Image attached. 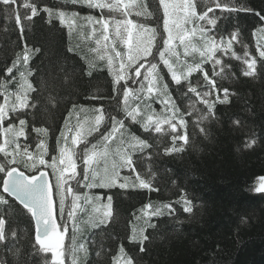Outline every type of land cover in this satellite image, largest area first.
<instances>
[{
    "label": "trees",
    "instance_id": "1",
    "mask_svg": "<svg viewBox=\"0 0 264 264\" xmlns=\"http://www.w3.org/2000/svg\"><path fill=\"white\" fill-rule=\"evenodd\" d=\"M25 2L17 0L7 9L0 2V83H5L8 91L13 93L7 97L9 102H15V94L20 91V73L27 75L31 71L32 75L27 78L38 91L29 93L30 103H36L38 107L24 109L18 118L13 115L3 121L0 127V144L3 138V145L0 146L6 147L9 152L15 150V144L5 145L8 137L4 129L9 124L18 128L19 119L22 118L27 121V138L17 137L16 143L20 145L21 153L27 146L31 153H36V158L28 160V157L18 154L15 155V163L9 164L13 156L6 158L0 152V164L6 168L16 167L27 175L47 170L61 177L65 169H72L74 162H77V176L63 177L68 183L67 198L70 199V206L63 214L67 220L72 202L69 187L81 196L85 192L100 196L101 204H106L108 197H112V215L104 224L97 220L96 226L91 223V218L96 215L93 205L85 203L83 199L78 202L74 219H70L69 227L64 226L67 237L63 264H74V261L75 264H127L128 260L132 264H264V193L255 192L259 178L264 177V58L259 56L258 51L264 50V20L256 15H264V0H221L229 6L252 9L233 12L215 9L217 0H212L214 10L209 15L219 18L217 25L210 27L205 21L195 23H202L211 29L210 34L217 39L223 36L227 41L232 32H238V39L232 41L231 51L216 53V58L221 60L220 65L213 68L214 61H205L203 71L192 73L180 85L172 81L164 65L156 64L166 36L159 0H136L139 9L135 11L146 7L151 15L144 13L131 19L155 28L158 33L148 61L154 62L149 72L157 71L154 66H158L157 74L162 79L159 81L160 92L152 94L147 93L146 78H142L148 71L147 64L144 62L141 65V61L134 62L135 66L128 64L125 49L116 42L115 36L116 50L109 47L108 52L113 62L119 53L118 58L128 64L125 73L130 78L117 85L119 93L114 92L107 61L99 60L97 53L91 51L96 47L95 39L83 38L79 27L74 31L69 30L55 15L60 10H72L81 17L93 15L99 18V10L73 6L66 0H27L38 7V14L29 21L24 19ZM196 2L198 13L206 11L204 5L207 0ZM45 7L52 9V16L43 10ZM17 14L22 18L23 31L15 22ZM104 15L108 16L109 13L105 11ZM113 15L116 19H123L119 13ZM78 24L86 25V21L81 19ZM134 27L130 23V28ZM82 31L87 34L91 29L84 27ZM109 31H112L111 20ZM192 39L198 47L202 46L199 36ZM26 48L30 50L31 58L25 66L23 55ZM175 50L178 57H171V61L178 74L202 60L199 52L185 56L179 43ZM18 57L19 62L13 66ZM251 59L256 60L257 70L254 75L245 76V61ZM90 64L94 67L90 68ZM139 65L137 70L136 66ZM114 67L118 69L119 61ZM9 68H12L11 74L7 71ZM89 71L91 75H88ZM205 74L214 86L204 79ZM165 84L168 93L164 91ZM189 84L196 87L198 93L209 92L205 99L213 104L211 114L198 99L197 93L188 92ZM128 87L133 92L137 88L145 89L144 93L138 94V98L130 96L128 101L129 107H139L142 113L140 119L151 115L152 109L159 116H171L169 109L173 104L180 109L177 117L182 116L186 122V127L180 131L187 135L188 140L187 143L177 141L175 146L183 145L182 151L165 153V148L173 146L172 133L167 124L162 125L160 133L154 129L145 132L139 124L125 119L121 109ZM226 95L227 102L221 103ZM4 102L5 95L0 89V104ZM150 104L152 109L148 107ZM81 107L101 108L106 116L100 132L88 137L87 146L97 143L104 133L110 131L112 116L125 119L128 131L151 145L143 151L133 152L129 149L134 164L131 168L120 169L121 179H118L115 187L87 189L82 186L87 184L84 180V168L87 166L85 145L80 144L75 148L71 144V136L77 121L94 113H81ZM70 112H73L71 117ZM202 116L207 118L201 119ZM66 120L73 129L67 133V142L77 153L75 160L64 151L65 140L60 136ZM39 127L48 129L46 137L38 136L33 131ZM40 139L46 142V162L43 149L37 152L36 145ZM117 143L118 139L109 141L113 148ZM246 144H251V147H246ZM41 163H46V166H39ZM33 165L38 169H33ZM99 167H103V162ZM4 174L0 172V183ZM88 175L90 178L91 174ZM137 176L149 181L150 188H140ZM123 177L129 178L130 186L127 188L118 186L124 183ZM133 183L137 187H132ZM0 196L7 198L1 191ZM6 200V205L0 204V217L6 221L5 232L9 240L6 244L0 243V263L52 264L51 253H43L35 245L29 213L11 199ZM185 200L190 203L186 205ZM145 205L149 207L145 208ZM186 206H190L192 211L185 212ZM156 208H160L162 215H151ZM141 229L147 236L143 242L139 236ZM12 232L17 234L15 238ZM80 245H84L86 251L80 250ZM141 248L144 250L141 251Z\"/></svg>",
    "mask_w": 264,
    "mask_h": 264
},
{
    "label": "snow or ice",
    "instance_id": "2",
    "mask_svg": "<svg viewBox=\"0 0 264 264\" xmlns=\"http://www.w3.org/2000/svg\"><path fill=\"white\" fill-rule=\"evenodd\" d=\"M2 4L7 8L14 3H17V0H0ZM66 3H70L73 6H82L87 7L88 9L99 10L101 15L99 18L93 15H86L81 17L77 11H64L60 10L55 13V15L59 18V21L62 25H66L69 30H76L77 27L81 29V36L86 39H95V48H92L91 51L97 53V58L102 61H107V66L110 74L113 77V91L119 93L120 89L117 85L120 84L121 81H128L129 75L125 74V68L128 64H132L135 66V63H138L140 59H146L144 56L145 52H148V55H151V52L148 51L149 42L151 44V48L155 47V41L157 40V30L155 28H149L139 23L134 22L127 17L131 14V9H139V4L136 0H131L129 3H122V0H66ZM159 5L163 9V31L167 33V37L164 38V43L167 44V58H165L164 53H160L161 62L168 69L172 81L175 84L180 85L182 80H188L192 73L203 71L202 64L205 61H214L213 68L216 65L221 64V60L216 58V53L218 51H231L232 41L238 39V32H232L230 34V38L225 41V38L221 36L219 39L215 35L210 34L211 29L205 27L202 23H195V21H206L208 25L215 27L218 23L219 18L216 16H210L209 13L213 12L212 0H207V3L204 5L206 11L199 12L197 11L198 4L196 0H159ZM25 9L24 19L31 21L38 14V7L30 2H26L23 4ZM215 9H220L223 11L233 12V11H252L249 8H236L233 6H229L227 3L221 2V0H217L214 4ZM30 10V15H29ZM45 12L49 14V16L53 15L52 9L45 7L43 9ZM105 11L109 13L108 16L104 15ZM119 13L123 19H116L113 14ZM151 15L148 12L146 7H143V10H138L135 12V15L142 16ZM257 16L260 17L261 20H264V15L260 13H256ZM83 19L86 21V25L78 24V21ZM110 20H111V33L109 31L110 28ZM15 22L17 25H20L21 31H23V23L22 18L17 14L15 17ZM130 23L134 25V34H137V40H133L130 33L133 32V29L130 28ZM191 27H186V26ZM98 26V27H97ZM84 27H89L91 29L90 32L85 34L82 29ZM264 31V29H262ZM98 33V35H97ZM110 36L112 37L110 39ZM113 36L117 38L123 37L122 47L125 48V58L128 64H125L124 60H120L119 53L117 55V60L119 61L118 69L114 67L115 62L112 61L111 56L108 52V48L111 47L113 50H116V44L113 41ZM199 36L202 41V46L198 47L193 42V37ZM178 40L180 46L183 47L184 55L188 56L192 52H199V55L202 57L200 63H195L190 65V67H186L185 71L181 73H177V71L173 67V63L171 61V57H178V53L175 50L174 42ZM36 51H39L37 49ZM259 51V56L264 58V50ZM247 52H245V56H247ZM30 50L25 49L23 55V63L24 65H28L30 60ZM19 62V57L16 61L13 62V66ZM135 62V63H134ZM247 67L243 69V74L245 76L254 75L256 72V60H246L245 61ZM90 68L94 67V65L90 64ZM156 67L157 71H150L146 74V82H147V93H159V81L162 79L161 76L157 74L158 66ZM8 73H12V68H9ZM218 74V73H217ZM32 72L28 71L27 75L24 72L20 73V82L18 83V87L20 89L17 92L15 102H9L7 97L13 95L10 91H8L5 83H0V89H3L5 95V102L0 104V127L3 126V121L10 116L19 117V114L22 110L28 108H37L38 105L36 103H30L29 93H34L38 91V88L34 87V85L28 80V76H31ZM88 75H91V71L88 72ZM204 79L208 82V84H213V81L208 79L207 74H205ZM135 83V82H133ZM127 85V84H125ZM164 91L168 93V86L165 84ZM144 93L145 89L137 88L133 92L129 87L125 91L123 95V108L121 109L124 113V117L127 120H130L132 123H137L140 127L148 132L151 129H154L156 133H160L162 131V125L167 124L169 129L171 130V139L173 142L172 147L165 148V153L172 152H180L182 151L183 145L180 147H176L177 141H183L187 143L188 137L186 134H181L180 129H184L186 127L185 120L181 117H177V113L180 112L179 108H176L175 105H172V108L169 109L172 112L171 116H159L155 113V110L152 109L151 104L148 105L149 108L152 109L151 115H145L144 119H140L142 113L139 107H129L128 101L129 97L138 98V94ZM188 92L197 93L198 99L201 100L207 106L208 113L211 114L213 110V104L210 103L205 97L209 96L208 91H204L202 94L197 92V88L188 86ZM227 92V89H225ZM147 98V97H146ZM170 101V100H169ZM169 101H165L169 103ZM159 103H164L158 100ZM221 103L227 102V95L225 96ZM94 113L90 117H85L83 120L77 121L75 126L74 134L71 136V144L77 148L78 145L84 144V154H85V164L87 165L84 168V180L87 181V184H83L82 186L87 189L92 188H112L117 186L118 179H121L120 169L131 168L134 164V160L132 158L129 149L133 152L139 150L143 151L151 147V145L144 139H141L139 136L132 134L128 131L125 126V119H117L115 116L111 117V129L110 131L104 133L101 136L100 141L97 143L88 145V137L92 136L94 133L100 132L102 124L106 121V116L104 111L101 108L95 109H87L81 107L79 112L81 113ZM73 112L69 113L71 117ZM207 118L206 116H202L201 119ZM175 121V122H174ZM26 125L27 121L25 119H19V127L17 128L13 124H9V126L4 129V134L8 137L5 140V145H16V148L13 152H9L8 149L4 146H0V152H3L5 157L13 156V160L8 161L9 164L15 163V155H23L28 157V160H34L36 158V153H31L27 146L23 148L22 153L20 152V145L16 143L17 137H25L27 138L26 133ZM38 136L46 137L48 135V129L44 127L34 128ZM72 127L69 126L68 121H65V128L61 131L60 136L64 137L65 143L63 145L64 151L68 153L73 160L77 153L73 152L72 149L68 146V132H72ZM203 131V129H201ZM117 133H119V138H117ZM128 138L125 139L124 137ZM113 139H118L117 145L113 148L110 147L109 141ZM59 139H58V151H59ZM254 143V141H253ZM246 147H251V144H246ZM37 152L43 149V159L44 156L48 154L46 142L44 139H40L39 143L36 145ZM55 159V157H53ZM46 162V160L44 159ZM103 162V167H99L100 163ZM96 165V167H93ZM39 166H46V163H41ZM33 169H38L36 165H33ZM0 172H4L5 176L3 179V192L7 193L9 196L13 197L16 201H18L23 207L27 210L28 213L31 214V217L35 221L36 226V237L35 243L39 246V250L43 253L51 252L52 254V264H63L61 260L62 252V240L63 233L59 230V226L54 217V199H53V191L52 186L47 182V185L43 183L44 177L47 176L46 173L42 170H38L37 174L34 175H25L23 171H18L15 167L6 168L5 165L0 164ZM90 178H89V175ZM77 176V163L75 164L74 169H65L61 176V181L63 182L64 176L69 175ZM124 183L119 184L120 188L129 187V178L123 177ZM137 180L139 181L138 186L140 188H150V182L144 179H141L137 176ZM132 187H137L136 184H131ZM57 187L61 188V192H63V187L61 185L55 186V196H57ZM71 210L68 212L69 219H74L75 210L79 207V201L81 199L84 200L87 204L93 205V212L96 214L91 218V223L94 226L95 222L98 220L100 224H104L107 222V219L112 215L111 211V200L112 197H108V201L106 204H101V197L96 195L92 196L89 193L85 192L83 196L76 193L71 187ZM256 193H264V177L259 178V186L255 188ZM51 195V204L49 208L48 197ZM67 196L64 195L59 199V210L61 215L65 210V200ZM8 201L0 196V204H7ZM190 202L185 200V204L188 205ZM149 207L145 205V208ZM164 207H168L165 205ZM185 212H191L192 208L190 206H186L184 209ZM153 216H160L162 212L160 208H156V210L151 213ZM5 219L0 217V243H7L9 240L8 235L5 232ZM16 233L12 232V237H16ZM139 236L141 238V242L147 239V236H144L143 229L140 230ZM135 238V237H133ZM80 250L86 251L84 245H80ZM144 249L141 248V251ZM123 252V248L120 250ZM75 264V261H74ZM127 264H132L131 260L127 261Z\"/></svg>",
    "mask_w": 264,
    "mask_h": 264
},
{
    "label": "rangeland",
    "instance_id": "3",
    "mask_svg": "<svg viewBox=\"0 0 264 264\" xmlns=\"http://www.w3.org/2000/svg\"><path fill=\"white\" fill-rule=\"evenodd\" d=\"M177 2H179V0H177ZM122 3H126L125 0H122ZM136 11H137V10H136ZM136 11H135V9H131V10H130L131 14L128 16V18L131 19L132 16H134L135 18H138V16L135 15V12H136ZM205 23H206V21H205ZM206 24H207V23H206ZM132 29H133V28H132ZM130 35L132 36V39H133L134 41L137 40L138 36H137V34H134V29H133V32L130 33ZM166 37H167V33H166L165 38H166ZM116 38H117V37H116ZM116 42H118V44L121 46V44L123 43V37L121 36V38H117V39H116ZM178 43H179L178 40H176V41L174 42V47H175V49H176ZM167 47H168V46H167V44L164 43V39H163V49L159 52V54H160V53H164V54H166V53H167ZM123 48H124V47H123ZM124 49H125V48H124ZM153 50H154V48H153V49L151 48V44H150V42H149V48H148V51L151 52V55H148V52H145V53H144V56L146 57V59H140V60H139V61H141V65H142L144 62L147 64V66L149 67V68L146 67V68L148 69L147 72H149V70H150L152 64L154 63V62H149V61H148V59L151 58V56H152V54H153ZM159 54H158V56L160 57ZM156 64H157V65H164V64L161 62V59H160V58H159V61H158ZM141 65L136 66V69L139 70V68H140ZM126 70H127V67L125 68V71H126ZM125 74H126V73H125ZM144 76H146V75L144 74ZM51 179H52V181H53V184L56 185L57 176L51 173Z\"/></svg>",
    "mask_w": 264,
    "mask_h": 264
},
{
    "label": "water",
    "instance_id": "4",
    "mask_svg": "<svg viewBox=\"0 0 264 264\" xmlns=\"http://www.w3.org/2000/svg\"><path fill=\"white\" fill-rule=\"evenodd\" d=\"M19 171V170H18ZM45 173H46V175L47 176H45L44 177V180H43V183L45 184V185H47V182H48V180H49V183H50V185H51V182H50V178H49V176H48V173H47V171H44ZM2 185H3V183H2ZM52 186V185H51ZM53 191V190H52ZM2 192H3V188H2ZM4 194H6L7 196H9L7 193H5V192H3ZM9 197H11V196H9ZM11 198H13V197H11ZM14 199V198H13ZM48 203H49V208H50V204H51V195L49 194V197H48ZM23 206V205H22ZM54 209H55V203H54ZM54 215H55V210H54ZM34 225H35V221H34ZM35 237H36V226H35Z\"/></svg>",
    "mask_w": 264,
    "mask_h": 264
},
{
    "label": "flooded vegetation",
    "instance_id": "5",
    "mask_svg": "<svg viewBox=\"0 0 264 264\" xmlns=\"http://www.w3.org/2000/svg\"><path fill=\"white\" fill-rule=\"evenodd\" d=\"M3 141V138H1V142Z\"/></svg>",
    "mask_w": 264,
    "mask_h": 264
}]
</instances>
